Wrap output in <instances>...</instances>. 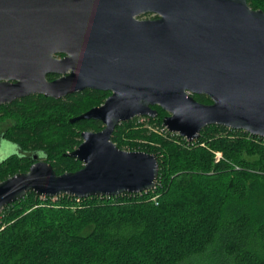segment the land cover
I'll return each instance as SVG.
<instances>
[{
  "label": "water",
  "instance_id": "obj_1",
  "mask_svg": "<svg viewBox=\"0 0 264 264\" xmlns=\"http://www.w3.org/2000/svg\"><path fill=\"white\" fill-rule=\"evenodd\" d=\"M145 14L157 18L138 19ZM85 89L111 94L69 120L103 125L68 154L82 168L57 175L34 156L27 172L0 182V214L29 192L85 199L155 189L156 155L111 140L121 123L156 116L153 106L188 142L210 125L264 137V12L246 0H0V105Z\"/></svg>",
  "mask_w": 264,
  "mask_h": 264
},
{
  "label": "trees",
  "instance_id": "obj_2",
  "mask_svg": "<svg viewBox=\"0 0 264 264\" xmlns=\"http://www.w3.org/2000/svg\"><path fill=\"white\" fill-rule=\"evenodd\" d=\"M264 12V0H246ZM109 92L85 89L61 99L42 95L0 105L3 142L16 152L0 161V182L26 172L33 156L57 175L82 163L68 154L100 121L77 117L100 106ZM211 104L205 95H193ZM118 125L121 150L156 155V188L140 194L79 199L40 198L29 192L0 214V264H264V137L223 126L203 128L188 142L162 125L158 106ZM222 158L215 162L214 153Z\"/></svg>",
  "mask_w": 264,
  "mask_h": 264
},
{
  "label": "rangeland",
  "instance_id": "obj_3",
  "mask_svg": "<svg viewBox=\"0 0 264 264\" xmlns=\"http://www.w3.org/2000/svg\"><path fill=\"white\" fill-rule=\"evenodd\" d=\"M152 18V16H141L139 17L138 19L139 20H147V19H150ZM103 104V103H102ZM101 104V105H102ZM167 113V112H166ZM168 115V113H167ZM166 115V116H167ZM132 120H135L136 123H139V124H144V126L149 129L150 131H153V132H160V129L156 128V127H152L150 124H148V121L144 119V117H137V118H134ZM131 121V120H130ZM5 126H7L6 124H0V130H3L5 128ZM103 129V128H102ZM101 131V130H100ZM75 150V149H74ZM123 151H128V148H125L123 149ZM16 152V147L7 143L6 141L3 142V145H2V151H0V161L3 160L5 157L9 156L10 154H13ZM36 157H38L37 155H35ZM38 161V159H37ZM39 161H42V160H39ZM34 163V162H33ZM32 163V164H33ZM31 164V165H32ZM30 167V166H29ZM29 169V168H28ZM28 171V170H27ZM26 171V172H27ZM59 197V196H57ZM57 197H54V198H51L52 200H55ZM40 198H45V197H40ZM23 199V198H22Z\"/></svg>",
  "mask_w": 264,
  "mask_h": 264
},
{
  "label": "flooded vegetation",
  "instance_id": "obj_4",
  "mask_svg": "<svg viewBox=\"0 0 264 264\" xmlns=\"http://www.w3.org/2000/svg\"><path fill=\"white\" fill-rule=\"evenodd\" d=\"M152 16V18H150V19H156L157 18V16H155V15H153V14H145V15H141V16ZM140 16V17H141ZM139 18V17H138ZM148 20V19H147ZM54 57L56 58V59H62L63 57H64V54H60V53H57V54H55L54 55ZM61 77V75H55V74H49V75H47L46 76V79L48 80V81H53V80H55V79H58V78H60ZM107 92H109V91H107ZM110 94H111V92H109ZM110 94H109V96H110ZM108 96V97H109ZM107 97V98H108ZM106 98V99H107ZM105 99V100H106ZM34 157V156H33Z\"/></svg>",
  "mask_w": 264,
  "mask_h": 264
},
{
  "label": "built area",
  "instance_id": "obj_5",
  "mask_svg": "<svg viewBox=\"0 0 264 264\" xmlns=\"http://www.w3.org/2000/svg\"><path fill=\"white\" fill-rule=\"evenodd\" d=\"M214 156H215V162H219L220 159L222 158V155L219 152H215Z\"/></svg>",
  "mask_w": 264,
  "mask_h": 264
}]
</instances>
